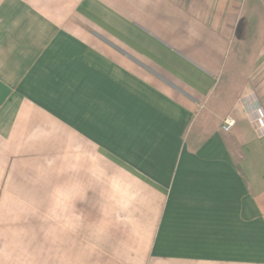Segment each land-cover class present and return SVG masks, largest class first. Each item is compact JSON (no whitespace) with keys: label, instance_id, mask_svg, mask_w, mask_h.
<instances>
[{"label":"crops","instance_id":"crops-1","mask_svg":"<svg viewBox=\"0 0 264 264\" xmlns=\"http://www.w3.org/2000/svg\"><path fill=\"white\" fill-rule=\"evenodd\" d=\"M207 5L0 0V264L104 211L123 264H264V0ZM246 19L263 40L214 96Z\"/></svg>","mask_w":264,"mask_h":264},{"label":"rangeland","instance_id":"rangeland-1","mask_svg":"<svg viewBox=\"0 0 264 264\" xmlns=\"http://www.w3.org/2000/svg\"><path fill=\"white\" fill-rule=\"evenodd\" d=\"M202 1L197 0L200 3ZM218 1L208 0L207 8H205L212 17L215 15V12H218ZM226 1L228 4L231 0ZM193 6L200 8L201 4L197 5L195 3ZM246 20L247 22H243L242 27L245 28V25H247L244 32V35H247L244 36L245 38L243 37L244 41L241 48L242 50L245 49V52L242 53L241 58H238V45L240 46V42H238V35L236 36V40L233 37L234 42L228 58L227 73L214 96H238V77L240 78L244 74V70H238V59L249 61L251 59V49L255 48L263 40V37L260 36L261 30H258L255 26L249 27L250 21ZM98 208L99 210L100 208L105 210L103 206ZM105 216V211L99 214L84 213L82 225L79 226L81 230H75L74 227L70 230H60L58 214H51V228H36L32 230L33 234L31 237L33 238H30L31 243L18 245V254L21 257L29 258V264H74V255L82 258L77 264H123V256L129 251L130 246L121 244L119 239L114 238L109 233V230L106 228ZM71 217V219L68 218V222L73 220V215ZM96 218L98 223L96 222ZM62 224L64 226V223ZM96 224H98V227ZM76 231L78 232L77 236L75 235ZM66 233L72 242V254L69 256V258L72 257L70 258L72 259L71 261L64 260V254H62L66 248L64 247L65 243L62 242H65L64 239H68V237L64 238L61 236H65Z\"/></svg>","mask_w":264,"mask_h":264},{"label":"built area","instance_id":"built-area-1","mask_svg":"<svg viewBox=\"0 0 264 264\" xmlns=\"http://www.w3.org/2000/svg\"><path fill=\"white\" fill-rule=\"evenodd\" d=\"M248 107H249L250 111H254L252 116H253V119L255 121L259 122V121L264 119V114H263V111L261 109L255 108V110H253L251 105H248ZM234 126H235V121L232 118H228L225 121V125L223 126V130L225 132H229Z\"/></svg>","mask_w":264,"mask_h":264}]
</instances>
